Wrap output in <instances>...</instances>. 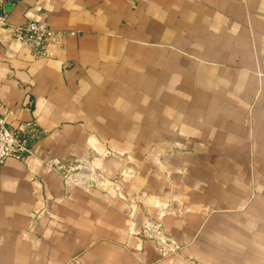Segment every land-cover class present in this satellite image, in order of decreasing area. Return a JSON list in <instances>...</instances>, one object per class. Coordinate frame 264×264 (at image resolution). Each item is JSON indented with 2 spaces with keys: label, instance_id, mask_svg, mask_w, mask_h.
<instances>
[{
  "label": "crops",
  "instance_id": "obj_1",
  "mask_svg": "<svg viewBox=\"0 0 264 264\" xmlns=\"http://www.w3.org/2000/svg\"><path fill=\"white\" fill-rule=\"evenodd\" d=\"M0 105L37 129L0 164V264H138L125 211L156 217L169 189L184 256L264 264V0H0ZM83 164L96 187L64 176Z\"/></svg>",
  "mask_w": 264,
  "mask_h": 264
},
{
  "label": "rangeland",
  "instance_id": "obj_2",
  "mask_svg": "<svg viewBox=\"0 0 264 264\" xmlns=\"http://www.w3.org/2000/svg\"><path fill=\"white\" fill-rule=\"evenodd\" d=\"M191 139H187L185 145H173L168 147L169 153L182 154L188 152L191 146ZM166 150H162L158 154V164L167 174L168 171L163 167L161 161V154L167 153ZM145 159L149 160V153L145 154ZM188 164L184 162L183 166L178 170L180 174H185L188 170ZM70 173H65L64 176L69 180ZM211 203V202H208ZM174 204L181 205L179 209L174 208ZM157 216L149 217L146 216L143 220L139 221L136 217V209L133 205L125 211V217L128 222L127 230L129 234L137 242L131 247V255L138 264H149L147 261L148 250L152 248L157 254V263L167 258L175 257L180 259L183 264H213L211 260L213 257L208 259H201L198 257H188L184 256L181 252L182 246L177 240L166 231L163 223L164 217L169 214H183L186 209L184 208L183 202L180 198V195L172 192V189H169V199L166 202H160L157 206ZM237 210V209H232ZM240 210V209H238ZM221 211V210H220ZM143 244L144 248L147 250L146 254L143 250L139 251L140 245ZM145 254V255H144ZM226 260L225 258H223Z\"/></svg>",
  "mask_w": 264,
  "mask_h": 264
},
{
  "label": "built area",
  "instance_id": "obj_3",
  "mask_svg": "<svg viewBox=\"0 0 264 264\" xmlns=\"http://www.w3.org/2000/svg\"><path fill=\"white\" fill-rule=\"evenodd\" d=\"M2 21L5 19L2 17ZM16 37L38 48L42 53L45 42L52 33L45 21H29L15 29ZM0 105V111H1ZM37 134L35 125L31 122L12 127L7 124L5 116L0 112V164L7 158H22L31 153L29 136ZM49 166L64 171L65 165L59 158H53L46 162Z\"/></svg>",
  "mask_w": 264,
  "mask_h": 264
},
{
  "label": "water",
  "instance_id": "obj_4",
  "mask_svg": "<svg viewBox=\"0 0 264 264\" xmlns=\"http://www.w3.org/2000/svg\"><path fill=\"white\" fill-rule=\"evenodd\" d=\"M69 180L82 184L86 187H96V183L93 176V170L87 164H83L77 172L70 175Z\"/></svg>",
  "mask_w": 264,
  "mask_h": 264
}]
</instances>
